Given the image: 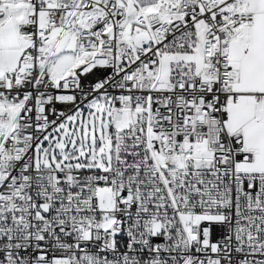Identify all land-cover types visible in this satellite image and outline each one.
<instances>
[{
	"label": "snow or ice",
	"instance_id": "snow-or-ice-1",
	"mask_svg": "<svg viewBox=\"0 0 264 264\" xmlns=\"http://www.w3.org/2000/svg\"><path fill=\"white\" fill-rule=\"evenodd\" d=\"M0 264H264V0H0Z\"/></svg>",
	"mask_w": 264,
	"mask_h": 264
}]
</instances>
